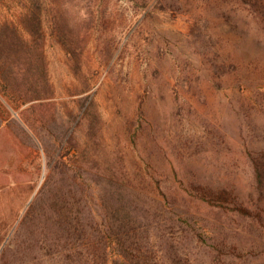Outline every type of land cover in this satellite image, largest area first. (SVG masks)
Here are the masks:
<instances>
[{
	"label": "rangeland",
	"instance_id": "1",
	"mask_svg": "<svg viewBox=\"0 0 264 264\" xmlns=\"http://www.w3.org/2000/svg\"><path fill=\"white\" fill-rule=\"evenodd\" d=\"M33 5L54 130L71 126L61 154L72 161L84 152L88 172L113 171L130 186L160 182L166 216L181 212L198 234L187 239L165 222L152 231L163 264H264V0H0V25L22 27ZM60 15L84 44L78 72L50 32ZM86 96L97 116L92 127L78 118ZM27 104L7 99L0 83V253L14 247L29 205L38 199V214L39 198L48 197L44 150L54 144L37 108L26 111L34 132L21 122ZM28 133L42 136L39 155ZM73 143L78 151L67 149ZM191 183L226 189L229 204L247 212L192 196ZM105 244L113 264L114 244Z\"/></svg>",
	"mask_w": 264,
	"mask_h": 264
},
{
	"label": "trees",
	"instance_id": "2",
	"mask_svg": "<svg viewBox=\"0 0 264 264\" xmlns=\"http://www.w3.org/2000/svg\"><path fill=\"white\" fill-rule=\"evenodd\" d=\"M61 10L65 12L66 9L62 7ZM55 18L50 32L78 72L82 68L80 52L83 41L77 40L78 33L68 17L60 15L61 21ZM43 45L44 31L36 5L23 14L22 27L8 23L0 25L2 93L15 104L28 103L19 112V117L33 132L36 128L26 111L37 108L36 121L54 144L53 151L44 150L48 174L41 195L47 192L48 197L39 198L42 203L38 214L35 212L38 199L29 205L16 231L14 247L6 246L1 251L0 264H107L105 242L108 240L113 242L117 254L113 264H163L160 248L155 246L159 237L152 231L160 230L158 228L165 222L168 227L164 226V229L180 227L185 233L181 235L187 239L198 234L193 232L190 223L182 220L181 212L170 209V215L166 216L168 197L158 180L155 185L149 183L152 188L141 184L130 186L120 181L121 174L118 176L113 171L108 175L88 172L80 161L84 152L75 153L76 159L72 161L61 154L71 142V126L64 124L59 132L54 130L53 88L47 76ZM86 90L84 88L82 92ZM87 98H84L78 118L86 116L92 127L97 116L92 99L88 101ZM47 107L50 117L43 111ZM28 134L39 155L37 148L44 147L42 136ZM67 149L78 151L74 143ZM37 166L41 168L40 159ZM52 177L54 179L50 180ZM94 187L98 188V194ZM189 187L192 196L211 205L247 212L241 206L229 204L230 192L226 189H212L194 183Z\"/></svg>",
	"mask_w": 264,
	"mask_h": 264
}]
</instances>
